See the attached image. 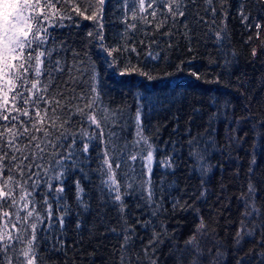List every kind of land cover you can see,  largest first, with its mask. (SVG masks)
I'll use <instances>...</instances> for the list:
<instances>
[{
    "label": "snow or ice",
    "instance_id": "snow-or-ice-1",
    "mask_svg": "<svg viewBox=\"0 0 264 264\" xmlns=\"http://www.w3.org/2000/svg\"><path fill=\"white\" fill-rule=\"evenodd\" d=\"M107 3L108 0H0V264H38L37 249L46 243L51 244V251L64 253L67 259L66 221L74 216L75 231L82 233L83 217L93 211V199L97 201V219L103 222L104 209H115L118 218L117 227L105 233L121 238L110 264H160L164 247L169 249L164 254L166 259L173 264H264V197L260 195L264 192V176L256 172L258 157L264 152V114L257 116L252 110L253 101L264 109V95L257 96L264 80L252 95L245 96L246 115L233 116L225 123L222 144L215 125L219 116L227 118L230 101L220 104L210 99L211 114L192 107L183 131L177 108L162 126L173 124L169 138L161 145V126H155L153 135H145L144 118L153 111H169L176 101L147 96L136 98L135 133L127 141L130 116L127 110L112 109L104 103L98 70L95 62H90L87 48L94 43L107 53L105 60L111 58L110 67L124 63L120 75L138 73L151 81L156 77L151 74L149 61H158L162 56L151 51L159 46L156 37L168 16L173 22L177 17H186V6L183 0H117L125 29L118 34L116 45L109 46L104 23ZM214 4L215 0H205L204 16L198 23H208L204 17L209 9L213 25L221 13V24L225 23L227 0H219V7ZM253 5L264 8V0L241 3L237 15L242 24L256 29L255 36L260 39L264 24L249 23L252 16L246 12ZM149 9L151 20L147 19ZM161 16L165 19L156 23L154 33L145 31L139 45L130 38L129 33L137 31L135 21L152 24ZM78 18L93 22L92 30L86 33V43L81 41L83 49L73 46L77 43L72 38L74 34L62 38L57 35L69 25L79 26ZM163 35L171 38L172 33ZM215 39L222 44L225 28L215 33ZM252 39L249 36L246 43ZM146 40L150 41L149 51L142 60L138 47L144 46ZM189 51L193 49L189 47ZM261 52L264 41L252 48L251 59L255 61ZM133 53L136 64L131 62ZM235 55L229 58L226 54L224 63L218 65L221 71L207 82L220 83V77L229 74ZM191 74L201 79L196 71ZM237 88L243 89L241 94L245 95L244 82L238 81ZM249 138L251 148L245 149L251 157L244 174L247 187L245 190L241 184L236 197L243 210L238 222L229 218L224 226L235 228V234L226 232L224 238H219L220 213L206 218L197 205L206 204L213 195L206 177L214 168L223 172L224 162H236L232 178L239 179L242 161L234 153L243 149ZM121 140L125 142L121 144ZM158 154H163L160 159ZM213 155H219L221 162L211 164ZM178 159L185 163L189 176L199 173L200 184L192 192L187 187L180 188L178 180H167L169 175L175 176L180 166ZM154 168L162 173L158 187L152 179ZM227 187L221 180L214 203L225 199ZM128 198L138 200L135 207L140 215L131 214L135 223L130 222L127 212ZM227 199L228 203L221 204L222 210L231 208V197ZM166 205H171L170 210ZM208 211L211 213V206ZM177 215H191L195 220V227L182 245L176 238L184 225L178 222L171 232L168 230L169 221ZM162 216L168 219L159 220ZM88 231L93 234L92 229ZM246 243L252 244L247 251Z\"/></svg>",
    "mask_w": 264,
    "mask_h": 264
},
{
    "label": "trees",
    "instance_id": "trees-1",
    "mask_svg": "<svg viewBox=\"0 0 264 264\" xmlns=\"http://www.w3.org/2000/svg\"><path fill=\"white\" fill-rule=\"evenodd\" d=\"M246 2H250V0H227V20L224 24H221L222 13L218 14L216 16V22L213 25L210 9L208 15L204 17L208 23L197 22L200 17L204 16L205 0H183V4L186 6V17H177L176 21L173 22L171 16H168L166 18V25L156 37L159 40V46L151 49L153 54L157 52L162 53L158 61H149V67L152 68L151 74L156 77L151 81L145 77H141L138 73L120 75L124 63H120L115 68L110 67L109 65L112 62L111 58L109 57L105 60L107 53L100 51L94 43L88 46L87 51L90 53V62H95L101 88L105 94L104 103L112 109L123 108L127 110L130 116L128 131L126 133L127 141H131L135 133L134 117L137 110L136 98L139 96H147L150 98L168 97L176 101L169 111H153L150 116L144 118L145 135H153L155 126H161V145H163L164 140L169 138L173 124L168 123L166 128L162 126L176 114L177 108L180 109L179 124L181 125V131H183L192 107L202 108L211 114L213 109L208 106L210 99L216 100L220 104H223L225 101H230L231 107L227 109V118L224 115L219 116L215 125L219 128L220 133L217 139L221 144L223 143L225 123L231 121L233 116L239 118L246 115L243 110V106L247 103L245 96L252 95L253 90L257 89L262 83V80H264V52H261L255 61L251 59L252 48L259 46L261 41H264V29L261 30L260 39H257L255 36L256 29L254 27L249 29L245 24H242L241 19L237 15L240 4ZM146 3H152V0H146ZM214 6L219 7V0H215ZM158 10L162 11L163 9L161 7ZM198 11L199 16H197ZM246 12H250L252 16V20L249 23L255 24L259 22L264 24V8L253 5L246 9ZM122 14V12L117 11V0H108L104 23L106 42L109 46H115L118 34L124 32L125 25L121 23ZM147 19H152L151 9L148 10ZM163 19L165 17H158L152 24H143L140 21H135L137 23V31L135 33H129L130 38L139 45V41L144 38L143 33L145 31L154 33L156 23ZM78 20L79 26L69 25L57 33V35L62 38L68 36L69 33L74 34L72 38L77 43L73 46L83 49L84 43H86V33L92 30L93 22L83 20L82 18H78ZM132 22L129 12V23ZM221 28H225L226 39L223 40L221 45H218L216 43L215 33ZM209 31H211V35H209ZM166 32L172 33L171 38L163 35ZM249 36H252L253 39L250 43H246ZM81 41H84V43H81ZM149 42L146 40L144 46L138 47V52L142 60L149 51L147 47ZM169 44L173 45V47L169 48ZM189 47L193 51L190 52ZM233 53L236 55L233 62L229 64V74L222 75L220 77V83L207 82L212 80L221 71L218 65L224 63L225 55L227 54L229 58H232ZM135 55V53L132 54L131 62L133 64L137 63ZM70 58L71 54L69 53ZM182 61L183 63H181ZM210 61H215V63H210ZM178 65L180 66V70H177ZM193 71L201 74V79L193 76L191 74ZM238 81L245 83V89H247L245 95L241 94L244 91L243 89L238 90ZM260 95H264V87L259 88L257 96L259 97ZM233 108L235 110L234 112ZM252 110L254 115L261 116L264 114V109H261L256 101L252 102ZM199 122L197 121V123ZM76 126L79 127L78 124ZM193 131L195 132L197 129L194 127ZM244 131H247V128ZM244 131L240 133L241 136L244 135ZM124 142L125 140L120 141L121 144ZM251 144L252 140L249 138L244 144V148L240 149L238 153H234L242 161L240 164L239 179L232 178V173L237 169L236 162H224L223 172L219 168H214L206 177L208 180L207 187L212 190L213 195L208 198L206 204L197 206L202 208L206 218L213 216L215 213H220V219L217 221L221 225L217 229L219 238H224L226 232H230L232 235L235 234V228L228 229L224 226L227 224L229 218L238 222L239 214L243 210L241 207H238L236 197L240 195L241 184L244 185L245 190L247 187L244 174L248 169V162L251 157L246 154L245 149L250 150ZM162 155L158 154L157 159H160ZM209 162L216 165L218 162H221V158L219 155H213ZM177 163L180 166L175 176L169 175L167 177L168 182L178 180L180 188L187 187L189 192H192L200 184L199 173H193L189 176L185 163H182L179 159ZM93 167H95V163H93ZM262 169H264V152H261L258 157L257 175L264 176ZM161 175V170L154 168L152 179L157 187L159 186ZM221 180H223L224 184L228 185L226 192L223 193L225 199L220 203H214L216 195L219 194ZM87 187L88 185H86V190ZM175 194L173 192V195ZM260 195L264 197V192H261ZM69 196H71V192H69ZM228 197H231V208L229 210H222L221 204L228 203ZM69 202H72L71 199ZM137 202L138 200L133 198H128L125 201L128 205L127 212L130 214L129 218L132 223H135V221L131 220V214L140 215L135 207ZM166 206L170 210L171 205ZM209 206L212 209L211 213L208 211ZM92 207L93 211L83 217L85 224L82 233L75 231L76 218L74 216L72 219L66 221L65 243L67 245V259L64 253L51 251V244L46 243L41 244L37 249L39 253L38 264H110L112 252L121 242V238L112 234L105 235V233L109 229L117 227L118 218L115 214V209H104L106 214L103 217V222H101L100 219H97L99 214L95 210L97 207V201L95 199L92 201ZM158 219L167 220L168 217L162 216ZM178 222L184 225V227L180 229L181 234L176 238V242L182 245L184 240L190 235L191 230L195 227V220L191 215L186 217L177 215L169 221L168 230L171 232L177 226ZM89 229L93 230L92 235H90ZM141 235L146 236L144 233H141ZM74 242H78L75 244V247H73ZM228 243H232L230 238ZM137 247H140V245L137 244ZM244 247L245 251H247L252 247V244L246 243ZM168 250V247H164L163 253L166 254ZM164 254L160 255V264H173V261L166 259Z\"/></svg>",
    "mask_w": 264,
    "mask_h": 264
}]
</instances>
